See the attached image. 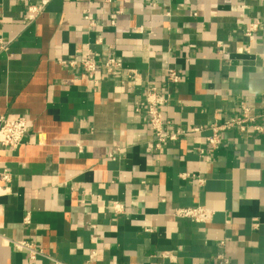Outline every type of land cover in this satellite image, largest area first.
Listing matches in <instances>:
<instances>
[{
	"label": "crops",
	"instance_id": "1",
	"mask_svg": "<svg viewBox=\"0 0 264 264\" xmlns=\"http://www.w3.org/2000/svg\"><path fill=\"white\" fill-rule=\"evenodd\" d=\"M0 38V119L30 127L0 148V264H264V130L225 133L213 152L204 142L241 102L264 129V0H0ZM87 53L120 61V76L59 63ZM151 88L168 97L166 131L202 132L156 151ZM187 207L212 218L173 215ZM17 241L43 256L28 261Z\"/></svg>",
	"mask_w": 264,
	"mask_h": 264
},
{
	"label": "built area",
	"instance_id": "2",
	"mask_svg": "<svg viewBox=\"0 0 264 264\" xmlns=\"http://www.w3.org/2000/svg\"><path fill=\"white\" fill-rule=\"evenodd\" d=\"M47 1H42L41 6L29 5L26 8V13L23 18L27 24L36 20V18L42 13L43 8L46 6ZM88 20V18H87ZM89 26L94 24L89 22ZM259 23L254 22L246 26L243 30V34L249 40L252 39L253 34L258 30ZM9 43L4 42L0 38V54L8 50ZM63 66H67L73 70L80 69L90 79L94 78L96 71L101 68L105 70L106 74L112 77L120 76L122 64L120 61L106 57L103 62L98 63L94 60L90 54H85L80 61L75 60H61L59 62ZM133 73V72H130ZM166 78L168 83L176 85L180 82V76L172 69L167 71ZM168 103V97L156 88H151L145 95V117L147 125L151 131L153 137V146L156 151H160L163 146L170 142H176L181 137L189 135H197L202 132V128H192L191 130L184 131H166L163 124L162 110ZM138 112V110H137ZM264 117V114L262 115ZM257 116H252L247 104L241 102L239 104V111L237 114L225 122H214L207 127L209 135L205 137L204 142L208 151L213 152L222 147V136L228 132H234L239 134H246L249 128H253L256 133H262L263 127L255 124ZM30 132V127L25 118H5L0 119V148L1 150H17L24 142ZM188 177L187 175L184 178ZM10 180L9 173L4 171L0 175V181L7 183ZM113 209L118 212L121 206L114 205ZM176 218L186 219L197 224H206L212 218V211L203 207H187L179 208L173 212ZM24 225L30 224V216L26 214L23 220ZM12 247L18 252H24L27 255L28 261H34L36 258L43 256L42 250L38 249L35 244L26 241L10 242ZM221 247L224 246V242H220ZM95 254L89 256L90 259L94 258ZM165 256V254H163ZM214 264H230L229 258L219 253L216 255Z\"/></svg>",
	"mask_w": 264,
	"mask_h": 264
}]
</instances>
